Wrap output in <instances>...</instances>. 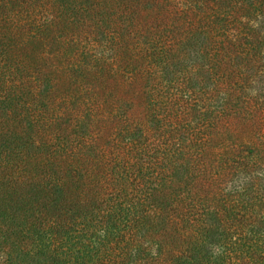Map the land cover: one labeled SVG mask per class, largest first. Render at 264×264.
Listing matches in <instances>:
<instances>
[{
	"label": "trees",
	"instance_id": "obj_1",
	"mask_svg": "<svg viewBox=\"0 0 264 264\" xmlns=\"http://www.w3.org/2000/svg\"><path fill=\"white\" fill-rule=\"evenodd\" d=\"M0 264H264V0H0Z\"/></svg>",
	"mask_w": 264,
	"mask_h": 264
}]
</instances>
